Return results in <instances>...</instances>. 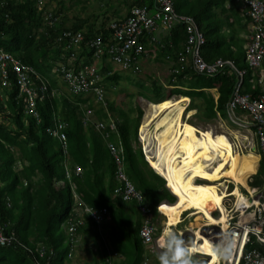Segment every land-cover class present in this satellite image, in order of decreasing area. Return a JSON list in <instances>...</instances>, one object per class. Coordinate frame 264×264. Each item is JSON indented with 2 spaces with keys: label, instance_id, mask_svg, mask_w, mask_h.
<instances>
[{
  "label": "trees",
  "instance_id": "1",
  "mask_svg": "<svg viewBox=\"0 0 264 264\" xmlns=\"http://www.w3.org/2000/svg\"><path fill=\"white\" fill-rule=\"evenodd\" d=\"M52 1L54 0H44V4L40 7L38 0H0V47L19 57L23 62L32 65L48 82L47 94L44 95L42 101L37 102L39 122L28 115H23L21 104H14L13 95L16 86L10 93L6 92L8 95L6 104L10 114L6 122L0 121V223H7V231H13L20 244L0 246V264H35L34 253L30 254L20 245H27L31 249H35L37 244L51 247L54 250V255H58L59 263L68 257V247L63 250L60 247L70 240L65 225L75 211V205L73 194L64 177L61 164L64 157L60 144L55 137L47 132L54 117L60 118L67 124L65 133L71 165L75 163L82 168L79 176H73L78 196L84 203L94 208L106 207L108 210V217L101 225L102 229L107 226V240L99 225L89 217H84V225L78 230V233L84 235L85 239L87 237L93 239L94 252L97 255V257L94 256L93 264H110L108 261L110 254L121 256L120 261L114 264H124L123 262H127L125 264H141L144 253L147 254V257L154 256L158 260L157 255L149 254L141 243L139 228L142 217L137 210L136 202H125L120 197L113 195V190L118 182L114 176L115 163L106 143L108 140L120 142L125 173L135 188L144 195L146 204L155 216V222L160 217L156 206L163 200L170 203L176 200V197L166 188L165 179L161 174L164 168L163 159L168 157L167 151L164 153L165 155L160 151L154 152L156 172L142 152L137 131L143 111L138 100L131 99L134 97V94L131 93L127 94L130 98L127 109L116 106L115 102L106 99L107 110L117 127L116 132L107 130V138L103 134L105 130H96L94 124L86 126L82 124L80 104L91 107L96 120L106 119L105 110L101 104L92 105L91 97L61 92L56 86L55 79L51 78L48 73L52 72L54 63L61 59L60 56L64 53L57 46V39L63 31H80L84 35L85 41L98 35L105 38L109 36V29L105 23L107 19L103 20L99 27H95L92 21L88 23V20L85 19L73 21V24L68 26L70 24L69 17L63 12L61 0H57L58 7L55 8V5L49 8ZM122 1L127 10L132 5L150 7L153 5V0ZM172 1L175 11L192 16L204 35L205 44L202 47L204 59L210 61L217 56L232 59L238 68L245 69L242 92L250 91L257 94L259 88L256 78L245 63L243 42H245L246 36L245 38L240 37L236 28L234 30V23L230 20V18L235 20L238 1ZM111 8H114L111 11L112 18L113 14L117 19L121 18L115 5ZM43 11L51 13L52 24L44 19ZM240 16L250 24L247 17L241 13ZM71 17L76 19L74 16ZM65 19L66 22H64ZM226 29H229L228 33ZM168 33V35L165 34L162 47L142 40L144 45L142 57L148 53L147 51L156 50L159 52L158 58L161 55L163 57L168 55L174 63L173 67L179 69V72H171L173 75L170 73L163 79L164 81L153 72L135 74L127 78V81L137 88L135 95L138 97L152 103L163 101L160 105L153 106L154 108L161 106L160 113L157 111L152 113L147 111L146 113L145 122L141 128L143 144L148 139L150 141L160 140L170 134V140L168 139L167 143L176 149L173 157L177 159L182 151L181 146L184 150V147L191 143L194 135L204 129H200L185 119L184 107L180 105L184 98L180 96L177 100H173L171 96L174 94L188 96L190 98L189 105L197 108L196 116L211 121L215 117L213 98L211 94L201 91L200 88H212L218 84L220 88L224 86L225 92H221L219 95L216 110L220 113L222 120H226L227 95L231 94L235 77L221 73L214 76L196 74L190 67L179 64L175 56L186 39L184 26L177 24ZM85 41L81 43L76 61L89 64L93 60V52ZM68 56L69 54L65 53L64 60H67ZM102 60L101 70H98L102 76L100 85L106 91L115 88L120 83L122 75L112 69L105 57ZM143 74L144 76H142ZM187 74H191L194 79V81L192 79V82H188L189 87L192 88L190 91H184L178 87L185 86L182 78ZM174 77L175 81H173ZM53 90H55L54 94ZM170 98L171 104L173 103L175 107L174 111H176V105L181 107L179 113L181 120L174 113L168 112L171 108ZM194 98H199L201 103L194 105ZM184 100L187 101V99ZM157 114L158 116H156ZM23 116H25L24 121ZM150 120L156 123L152 124L153 131L147 132ZM156 131H162L160 138L155 137ZM191 133L194 134L191 135ZM241 140L242 143L245 142V138H239L236 141ZM242 143L241 146H243ZM238 146L241 147L240 144ZM239 147L237 145L234 147L230 142L227 150L239 156L247 154V152L238 149ZM221 148V145L217 147V149ZM263 174L264 162L260 160L258 170L253 175L252 184L260 183ZM60 180L63 185L58 189L57 185ZM159 231L160 228L156 235L159 234ZM200 251V253L205 252L203 249Z\"/></svg>",
  "mask_w": 264,
  "mask_h": 264
},
{
  "label": "built area",
  "instance_id": "2",
  "mask_svg": "<svg viewBox=\"0 0 264 264\" xmlns=\"http://www.w3.org/2000/svg\"><path fill=\"white\" fill-rule=\"evenodd\" d=\"M237 1L241 14L250 20L244 44L245 63L256 78L259 88L257 94L242 92L245 69L238 68L233 60L221 57L211 62L204 60L201 53L205 44L204 35L192 16L175 11L172 0H153L151 7L147 5L131 7L125 19L113 20L108 23L109 36L105 38L98 35L85 41L84 35L80 31H63L57 39V46L64 53L61 54V59L54 63L51 71L63 81L68 93L83 97L91 96L95 103L101 104L106 112V119L96 120L92 108L81 104L80 119L84 126L94 124L96 130H105L103 134L107 138V130L116 132L117 127L107 110L105 90L101 85H98L102 76L99 74L96 62H100L105 57L107 61L119 66L130 75L138 74L141 72L140 61L144 52L142 40L145 39L150 43L155 42L158 33L161 31L168 32L175 25L181 24L184 26L186 39L176 52L178 63L190 67L192 72L196 74L208 76L218 73L234 75L235 82L226 103L227 121L234 127L243 128L244 131L248 132V136L243 134L249 138L248 141H245L247 147L251 145L250 150H257L259 152L258 159L264 162V1ZM38 4L42 7L44 0H38ZM43 17L48 20L49 24H52L51 13L46 11L44 13L43 11ZM84 41L93 52V60L89 64L76 61L77 53ZM161 46L163 45L161 44ZM65 53L69 54L67 60H64ZM15 86L14 104H21L23 115H28L39 122L37 102L42 101L48 92L47 80L32 65L23 62L19 57L0 47V121L6 122L8 119L10 112H8L6 104L8 100L6 92L10 93ZM52 93L54 94L55 90ZM24 118L25 116H23V121ZM66 126V122L54 117L52 125L47 128V132L55 137L60 144L64 157L61 163L64 177L74 198L75 211L65 225L66 233L70 236V240L67 241L68 257H71L74 250L79 246L78 230L84 225V217H89L101 228L108 217V210L106 207L94 208L84 203L78 196L73 176H79L82 168L75 163L71 165L69 160ZM235 131L239 132L238 130ZM141 146L146 160H148V155H152L153 158L154 154L151 153L150 146L147 148L148 154L142 141ZM243 146L246 148L244 144ZM106 147L113 157L115 163L114 176L118 182L113 190V195L120 197L125 202H136L137 210L142 217L139 228L141 243L149 254L157 255L159 258L164 250L162 245L165 244L167 232L163 228L162 234L159 233L155 238L158 231L155 216L146 204L144 195L135 188L125 173L120 142L108 140ZM251 177L249 176L247 181L252 183ZM232 184L233 187L225 197H222L221 201L224 221L211 223V227H209L213 230L211 235L202 233L206 230V228L202 230L204 224H200L199 227H191L190 231L194 235L192 243L194 244L197 240L196 232H201L219 251L218 260L215 264H264V249L261 247V243H264V174L261 176L260 183L249 185L250 189L243 188L241 195L232 193L234 183L232 182ZM62 185L63 182L59 181L57 188H61ZM164 203L170 202L163 200L156 206L160 215L159 223L163 226L161 217L164 216V213L161 211V207ZM213 210H217L219 216L223 214L219 207ZM213 210L210 211L211 215ZM185 211V215H183L184 211L180 214L181 222L186 217H191L189 216L190 211ZM7 226V223H0V246H10L13 243L20 244L14 232L7 231ZM161 237L163 240L159 242ZM20 246L30 254L33 255L34 253L35 264H51L54 255V250L51 247L42 244H37L35 249H31L27 245ZM186 248L191 251V254L194 253L191 249L192 245ZM112 255L116 256V254ZM146 255L144 253V261L148 259ZM199 264H209V260Z\"/></svg>",
  "mask_w": 264,
  "mask_h": 264
},
{
  "label": "rangeland",
  "instance_id": "3",
  "mask_svg": "<svg viewBox=\"0 0 264 264\" xmlns=\"http://www.w3.org/2000/svg\"><path fill=\"white\" fill-rule=\"evenodd\" d=\"M118 1L119 0H61V6L63 8V12L66 13L67 17H69L68 18V22L70 24H68V26H71L73 24V21L76 22V21L85 19V20H88V23H90V21H92L93 24L95 25V27H99L100 23L103 20L107 19L106 22H105L106 24H107V22L109 20H110L109 22L113 21L112 19L117 20V18H116V16L114 14H113V18H112V15H111V11L114 9V8H111V7L114 6V5H115V9L118 10V13H120L121 16L126 15V13L128 11L127 7H125V5H124L122 0H120L119 2ZM54 6H55V8L58 7L57 0L52 1V3H50V5L48 7L50 8V7H54ZM108 8H110V9H108ZM71 16H74L76 19H72ZM64 22H66V19L64 20ZM245 41H246V39H245ZM157 54H159V52H157ZM106 62L110 63V65L112 66L113 70L118 71L122 75L120 83L115 88H110L109 90H106V92H105L106 99L111 101V102L112 101L115 102L116 106H119V107H121L123 109H127L128 105H129V102H130V98L128 97L127 94L128 93L134 94V97L131 98V99H133V101L138 100L139 106L141 107V109L143 111V115L141 117L140 125L138 127L139 128V132L137 131V133H139V136H140L138 139H140V141H142L141 128H142L143 123L145 122V117H146L147 111L151 112V113L157 111L158 113H160L161 112V109H160L161 106H159L158 108H154L153 106H157L158 104L160 105V103H162L163 101L159 102V103H152V102H150L148 100L146 101V99L144 100V98L140 99V97L135 95L136 91H137V88L132 83H129L127 81L128 80L127 78H129L130 76H134V75H130L129 73L123 71L119 66L111 63L110 61L106 60ZM151 63H148L143 68H141V72L140 73L141 74L143 72L144 73H152L155 70V68H153L154 65L151 64ZM143 64L144 63H142V65ZM98 66H101V65L99 64ZM163 69L164 68L161 66L160 77H159L161 80L165 79V78H162V76L164 75L163 73H166L165 71H162ZM49 73H48V75L51 78L53 77L55 79L57 88L60 89L61 92L69 94L67 89H66V87L64 86L63 81L59 77H57L54 73H52V72H49ZM142 76H144V74ZM46 78H48V76H46ZM105 84H107V83H105ZM179 97H177V98L175 97V98H172V99L173 100H177ZM181 97H183V96H181ZM183 98L188 100V98H186V97H183ZM94 102L95 101L92 98V105H96L97 104V103H94ZM184 102L185 101H183L182 103H184ZM169 104H171V98H170V103ZM180 105H181V107L183 106V104H180ZM170 107H171L170 111H168V112L174 113V115H177L180 118V120H181V116L179 114L181 112V107L179 105H176V111H174L175 107H174L173 103L171 104ZM156 116H158V114ZM188 117H189L188 115H185V119L188 120L189 123H191V124H193L195 126H198L200 129L206 130L207 128H209L213 132H219L220 130H222L221 129L222 127H226L228 130H232V129L233 130H238L240 134H247V136H248V132L244 131L243 128H240V127H237V126L234 127L233 125H231L226 120H220L219 119V121L213 120V121H210L208 123H203L201 121H198L196 119L193 120L191 117H189V118ZM154 119H156V118H154ZM151 120H150L149 129H148L147 132L153 131L152 124L156 123L155 121H151ZM157 124L159 125V123H157ZM219 126H220V128H219ZM200 129H198V130H200ZM192 134H194V133H191V135ZM161 135H162V131H156L155 132V137L156 138H160ZM195 136H196V134L194 135V137ZM169 137H170V134H167L164 137H162V139H160V140L159 139H153L152 141H150V139H148L146 141V143H144L143 145L145 147V151L146 152L148 151L147 148L150 146V151L153 154H154V152H158V151H160L161 153L164 154L167 151L166 153H167L168 157L163 159L164 160L163 161L164 170L167 169V170H169L171 172L172 176H176V175H179V174L183 173L186 170L189 171V163H187L184 160V154L186 153V150L182 149L183 146H181V150L182 151H181V153H179V157L177 159L173 157V154L176 153V149L174 147H172L170 144L167 143ZM224 139L226 141L230 140L231 143H233L234 147L236 145H237V147H239L238 144H240V146H241V143H242V140L237 142L235 139L231 138L227 134H224ZM166 144H167V147H166ZM243 144L245 145L246 143L243 142L242 145ZM226 145H229V143H226ZM249 147H251V145ZM249 147L244 148V146H241L238 149H241L242 151L247 152V151L250 150ZM251 151L253 153H256L257 155L259 154L257 150H255V151L251 150ZM229 152L230 153H234V152H231V151H229ZM147 154H148V152H147ZM234 154H236V153H234ZM257 155L251 154V153H247V154L245 153L244 156H240L241 158H245L246 160H250L249 163H248V171H249L250 174H252L253 172L255 173L258 170V165L256 167V165H255L256 163H254V162H257V164H259L258 163V157L259 156H257ZM147 158H148L149 164L152 167V169L156 171V169L154 167V164H155V159L154 158H155V156H153V158H152V155H148ZM157 160L159 161V158H157ZM251 161H253V162H251ZM223 163L224 162L222 160L218 161V163H217L218 166L216 165L215 169L219 170L220 168H222ZM162 177H164V176L162 175ZM250 177H251V175H250ZM251 179H253V177H251ZM198 180H201V179H198ZM60 181L62 182V180H60ZM165 181H166V179H165ZM230 182L231 181L226 183L224 181V183H226L228 185V187H230V189H231V187H233V184H232V182L231 183ZM198 183H205V182L203 180H201V181H198ZM247 184L251 185L252 183L250 181L249 182L247 181ZM234 187H235V184H234ZM243 188L244 187L242 185H240V189L243 190ZM163 205L171 206L172 203H168V204L164 203ZM213 211L214 212L212 213V215L210 214L212 217H214V218L220 217L219 216V212L217 210H213ZM185 214H186V211L183 212V215H185ZM165 215L166 214H164V216L161 217V221L163 220V218H165ZM158 221H156V226H157V230L160 228L161 232H159V233L161 235L163 228H164V231H166V224L162 222L164 224V226H163ZM190 221H193L195 224L193 223V225L192 224L190 225ZM199 223L201 225L204 224L202 230L206 228V230L204 232L202 231V233L204 235H211L213 233V230L211 228H209V227H211L210 226L211 223L209 221H199ZM200 224L198 225L196 223V216H194V217H186V219H184L182 222L178 223L177 225H174V227L173 226L170 227V232H167L165 234V242H166V239H167V234L170 233V234H174L177 238L182 240L185 248L187 246L192 245L191 249H192V251L194 253L191 254V260L193 261V264H196V263L199 264L201 262L205 263L208 260L207 256H203V255L197 254V253L201 252L200 251L201 249H203L205 251L202 254L211 255L214 258V253H213L214 249L213 248L211 249V247L209 246V245H213V244L212 243L211 244H209V243L203 244L204 241L202 240V237H201V236H203V234L201 232H199V231L196 232V239L197 240L195 241L194 244L192 243V240L194 239V235L190 231V229H191V227H196V226L199 227ZM193 230H195V229H193ZM157 236H158V234L155 236V238ZM81 238H82V240H81ZM79 239H80L79 240V246L76 249V256H75V258H73L74 262H75L74 264H92L94 262V258H95L94 256L97 257L96 252H94L95 251L94 250L95 249L94 248L95 245L93 244V241H92L93 239H91L90 237L89 238L87 237L85 239V241H84V235H81V234L79 236ZM66 247H68L67 241H66L65 245H62L60 247V249L63 250ZM164 250H163V252H164ZM109 257H110L109 258L110 264L117 263L121 259L120 255L119 256H117V255L113 256L112 254H110ZM52 261H53L52 264H59V257H58L57 254H55L53 256ZM123 263L125 264L127 262H123ZM141 264H160V262H159V258H158V260H156V258L154 256H149L146 261H144V259H143V262Z\"/></svg>",
  "mask_w": 264,
  "mask_h": 264
},
{
  "label": "bare ground",
  "instance_id": "4",
  "mask_svg": "<svg viewBox=\"0 0 264 264\" xmlns=\"http://www.w3.org/2000/svg\"><path fill=\"white\" fill-rule=\"evenodd\" d=\"M159 34L160 33H158V35ZM158 35L157 41L151 42L152 44L159 43ZM159 46H161V44H159ZM99 64H103L102 59L100 62H96L98 69L101 70V66H98ZM100 70H98L99 74ZM101 80L99 81L98 85H100ZM221 129L222 130H220L219 132H213L209 128L199 131L196 133V136L192 138L193 141L191 140L192 142L185 147L186 153L184 154V160L189 163V171L186 170L179 175L172 176L169 170H164L163 168L161 174L164 176L163 179H166V186L176 197V200L172 203L171 206L163 205L161 207V211L166 214L165 218H163L162 220V222L167 225L166 232H170V227H172V225L174 227V225H177L179 222H181L180 214L185 210H189L191 212L189 214L191 217L196 216V223L198 225L200 224L199 221L203 220L209 221L212 224L223 222L224 211L221 205V201L222 197H225L229 190H231L228 185L222 181L223 179L225 182L231 181L235 184L232 192L234 195L242 194L240 185H242L245 189H250V186L247 184V178L250 175H252L253 177V174H256L257 171L250 174L248 171V163L250 160H246L245 158H241L234 153H230L227 150L228 145H226V143H230L231 141L220 139L221 137L224 138V134H227L235 140L239 138H245V141H248L249 138L234 130H228L224 127H222ZM219 145H221V149H217ZM245 145L247 147V143ZM247 153L257 155L251 150L247 151ZM220 160L224 162L223 166L219 170H216L215 167ZM259 162L260 160L258 159V163ZM254 163H256V167L257 165L259 166L257 162ZM198 179L206 182L198 183ZM216 207L221 208V211L223 213L218 218H214L210 215V211H212ZM193 223V221H190V225H193ZM201 237L204 241H202L203 244H211V242L204 235ZM162 240L163 238L161 237L159 242H161ZM209 246L211 247V249H214V258L211 255H205L202 253L197 254L207 256L209 264H215V262L218 260L219 251L214 244ZM261 247L264 249V243H261Z\"/></svg>",
  "mask_w": 264,
  "mask_h": 264
},
{
  "label": "crops",
  "instance_id": "5",
  "mask_svg": "<svg viewBox=\"0 0 264 264\" xmlns=\"http://www.w3.org/2000/svg\"><path fill=\"white\" fill-rule=\"evenodd\" d=\"M132 6H134V5H132ZM131 6V7H132ZM141 6V5H140ZM131 7H129L128 8V11H127V13H126V15H124V16H121V18H119V19H124L127 15H128V13H129V11H130V9H131ZM228 7V6H227ZM239 8L237 7V13H236V16H235V20H234V18H230V20L234 23V30H235V28H236V32L238 33V35L240 36V37H244L245 38V36H246V33H247V30H248V27H249V24L247 23V21L243 18V17H241L240 16V13L241 12H239ZM119 19H117V20H119ZM236 23H238V24H236ZM106 25H108V24H106ZM228 31H229V29H226V32L228 33ZM165 34H166V32L165 31H161V33L158 35L159 37H158V41H159V43H156L154 46H157V45H159V44H163L164 43V37H165ZM169 33H167V35H168ZM246 42V41H245ZM245 42H243V48H244V44H245ZM232 49H234V48H232ZM245 51V50H244ZM148 53H145L144 54V57H142L141 58V61H140V66H141V68H143L146 64H148V63H151V64H153L154 65V67L153 68H155V70L153 71V74H155L158 78L160 77V69H161V66L164 68L162 71H165L166 73H163L164 75L162 76V78H165V77H167V75H169L171 72L172 73H178L179 72V69H177L176 67H173V61L171 60V58L168 56V55H164V57L161 55V57H159L158 58V54H157V51L156 50H153V51H151V52H149V51H147ZM176 57V56H175ZM218 57H220V56H217V57H214V58H212V60H210V61H208V62H211V61H213L214 59H216V58H218ZM162 58V59H161ZM166 59V60H165ZM206 60V59H205ZM232 60V59H231ZM144 61V62H143ZM207 61V60H206ZM142 63H144L143 65H142ZM171 73V74H172ZM251 74H252V71H251ZM173 75V74H172ZM175 75V74H174ZM208 76V75H207ZM214 76V75H213ZM160 79V78H159ZM193 78H192V76H191V74H187V75H185V76H183V78H182V81L185 83L184 85L185 86H178V87H180V89H182V90H184V91H190L192 88H190L189 87V85H188V82H190L191 80H192ZM176 79H175V77L173 78V81H175ZM163 81V80H162ZM161 81V82H162ZM192 81H194V79L192 80ZM191 81V82H192ZM193 89H196V88H193ZM200 90L201 91H204V92H206V93H209V94H211V96H212V98H213V103H214V106H213V108H214V111H215V117L214 118H212V120L211 121H213V120H215V121H219V119L220 120H222V117L220 116V113L216 110V104H217V99H218V97H219V95L221 94V92L222 93H224L225 92V90H224V86H222L221 88H220V86H219V84L217 85V86H214V87H212V88H200ZM248 92H250V91H248ZM252 93V92H251ZM186 94H188V93H186ZM179 96H183V97H187L188 98V100L186 101V102H184V103H181V104H183V107H184V110H185V115H188L189 117H191L193 120H198V121H201V122H203V123H208V122H210L209 120L207 121V120H205V119H201V118H199V117H197L196 115H197V108L194 106H190L189 105V102H190V98L188 97V96H185V95H182V94H174L173 96H171L172 98H177V97H179ZM182 97V98H183ZM230 97V93H228V95H227V99ZM140 99H143L142 97H140ZM145 100V99H144ZM147 101V100H146ZM183 101H185L184 99H183ZM182 101V102H183ZM194 105H199L201 102H200V99L199 98H194ZM154 117V116H153ZM185 117V116H184ZM188 117V118H189ZM227 120V119H226ZM153 126V125H152ZM138 132H139V130H138ZM140 136H139V134H138V138H139ZM139 141H140V139H139ZM192 141H193V139H192ZM191 141V142H192ZM141 142V141H140ZM186 147V146H185ZM185 147H184V149H185ZM149 162V161H148ZM104 229V230H103ZM101 228V230L103 231V236L105 237V239L107 240L108 239V233H107V226H105L104 228ZM78 235L80 236V233H78ZM84 239H85V236H84ZM95 248V247H94ZM77 249V248H76ZM76 249L74 250V252L72 253V256L71 257H67V258H65L62 262H60L59 264H74L75 262H74V259L73 258H75V256H76ZM95 250V249H94ZM111 250V249H110ZM109 250V251H110ZM119 256V255H118ZM108 258H109V256H108ZM93 264V263H92Z\"/></svg>",
  "mask_w": 264,
  "mask_h": 264
},
{
  "label": "clouds",
  "instance_id": "6",
  "mask_svg": "<svg viewBox=\"0 0 264 264\" xmlns=\"http://www.w3.org/2000/svg\"><path fill=\"white\" fill-rule=\"evenodd\" d=\"M164 252L159 256L160 264H193L191 251L174 234H167Z\"/></svg>",
  "mask_w": 264,
  "mask_h": 264
},
{
  "label": "snow or ice",
  "instance_id": "7",
  "mask_svg": "<svg viewBox=\"0 0 264 264\" xmlns=\"http://www.w3.org/2000/svg\"><path fill=\"white\" fill-rule=\"evenodd\" d=\"M205 135H210V134H205ZM220 139H224V138L221 137Z\"/></svg>",
  "mask_w": 264,
  "mask_h": 264
}]
</instances>
